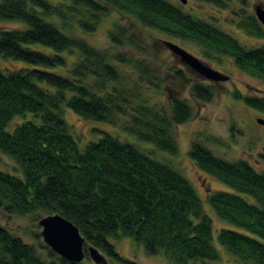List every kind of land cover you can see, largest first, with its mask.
<instances>
[{"label":"trees","instance_id":"obj_1","mask_svg":"<svg viewBox=\"0 0 264 264\" xmlns=\"http://www.w3.org/2000/svg\"><path fill=\"white\" fill-rule=\"evenodd\" d=\"M195 1L227 9L231 0ZM246 6L247 0H233L231 21L245 33L262 37L264 28ZM111 10L143 28L193 44L205 60L229 57L239 70L264 82V45L247 48L166 0H62L59 4L0 0L2 21L26 24V28L0 30V56L29 66L0 70V156L17 165V173L0 167V210L14 216L35 215V220L42 213H58L78 228L87 246L125 264L134 263L122 259L110 240L129 238L147 255L161 254L175 264L216 261L211 219L186 177L107 132H99L98 140L80 150L62 116L63 107L85 121L114 124L117 117L127 115L126 132L158 150L178 151L173 126L191 117L187 100L170 97L167 113L134 101L136 93L121 87L115 63L131 65L140 81L159 87L158 70L140 57L148 55L146 45L120 24L109 32V39L116 48L130 46L133 56L94 48L58 28L70 31L75 24L82 32H93ZM31 44L52 52L33 50ZM75 51L76 59L68 65ZM67 66L65 73L56 71ZM174 76L189 84L181 71ZM190 95L197 102H209L213 86L193 83ZM233 96L264 114V96L240 92ZM27 113L30 118L12 132L6 130L15 116ZM188 155L204 175L255 199L249 203L225 190H206V201L218 219L254 235L221 228L216 236L220 246L241 264H264V171L245 160L216 157L198 141L190 144ZM260 159L264 162V153ZM39 248L45 250L48 264H79L46 246ZM84 251L87 255L86 246ZM45 259L34 244L0 225V264H47Z\"/></svg>","mask_w":264,"mask_h":264},{"label":"rangeland","instance_id":"obj_2","mask_svg":"<svg viewBox=\"0 0 264 264\" xmlns=\"http://www.w3.org/2000/svg\"><path fill=\"white\" fill-rule=\"evenodd\" d=\"M53 4H59L62 0H50ZM176 6L182 7L187 13L201 18L215 27L223 30L247 48H254L264 45V35L254 37L236 27L231 21V7L233 0L229 1L230 8L219 9L213 5L187 0L181 3L180 0H166ZM260 4L264 6V0H247V12L254 14V6ZM247 13V14H248ZM116 24L125 27L131 34H134L147 47V56L145 62L153 65L158 70L160 83L158 88H154L145 82L140 81L139 74L131 65H121L115 63L121 76V87L134 91L136 99L154 109H164L170 111L169 98L181 97L187 100L192 108L191 117L184 123L173 126L175 139L178 145V151L175 154L156 149L152 144L142 142L137 136L126 132L123 127L128 124V116L117 117L116 123H104L95 121H85L80 119L71 110L63 107V118L69 125L70 134L75 139L78 147L82 150L90 141H96L99 138V132H107L121 141H126L140 150L148 153L159 161L169 164L179 171L194 186L197 194L202 199L204 212L210 217L212 223V244L217 249L218 259L216 261L204 260L203 264H241L230 256L226 250L220 246L217 241V232L221 228L235 230L239 233L254 237L245 230L220 220L214 214L213 209L206 201V190H225L243 197L249 203H255V199L246 193H240L229 188L223 183L204 175L191 161L188 155L190 144L198 141L209 148L216 157L227 161L245 160L255 170L264 171V162L260 159V154L264 153V124H260L258 119L264 120V114L248 107L242 99L233 96L234 92H240L243 95L264 96V82L239 70L231 58L224 57L221 61L205 60L196 46L191 43L182 42L168 37L155 30H150L140 26L134 19L120 15L111 10L106 16L102 17L96 29L93 32H82L75 24H72L69 30L58 28L66 35L78 37L97 49L108 50L111 54L116 52H126L133 56L130 46L125 45L123 49L116 48L109 39V32L115 28ZM7 28H26V24L17 21H2L0 19V30ZM166 41L173 42L180 47L199 58L215 70L229 76L225 82H210L202 78L199 74L191 70L186 64L182 63L167 47ZM29 48L52 52L51 49L40 45L31 44ZM135 54V53H134ZM77 56L75 51L69 57L70 65ZM29 67L21 61H12L0 56V70H13ZM68 68H59L56 71L65 73ZM175 71H181L187 78L189 84H184L175 78ZM196 82L206 83L213 86V97L211 101L200 103L194 100L190 95V85ZM30 118L27 113L25 117L15 116L6 126V130L12 132L18 124L24 119ZM234 126L231 129V126ZM0 167L4 171L17 173V165L7 156H0ZM10 172V173H11ZM44 215L40 214V217ZM39 216V214H38ZM38 220L35 215L14 216L0 210V225L6 228L10 233L20 237L25 243L34 244L41 255L45 257L48 264V257L45 250L39 248L40 245L46 246L42 240L41 227L38 226ZM113 244L116 253L124 260L134 264H175L165 259L161 254L149 256L145 253L141 245H137L129 238H122L114 241ZM48 247V246H46ZM105 260V264H125L115 259ZM57 262L56 258H52ZM51 259V260H52ZM79 264H96L88 255ZM192 264H202L193 262Z\"/></svg>","mask_w":264,"mask_h":264},{"label":"water","instance_id":"obj_3","mask_svg":"<svg viewBox=\"0 0 264 264\" xmlns=\"http://www.w3.org/2000/svg\"><path fill=\"white\" fill-rule=\"evenodd\" d=\"M187 0H180L186 3ZM254 16L264 28V6L257 4L254 6ZM168 49L186 64L191 70L199 74L202 78L210 82H225L229 76L213 69L193 54L189 53L179 45L166 41ZM260 124H264L263 119H258ZM38 226L41 227L42 240L51 251L61 258L71 262L80 263L86 256L96 264H105L107 259L97 248L92 245H86L85 238L80 234L78 228L68 219L58 213H46L38 220ZM192 264V263H186Z\"/></svg>","mask_w":264,"mask_h":264}]
</instances>
